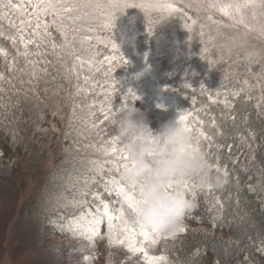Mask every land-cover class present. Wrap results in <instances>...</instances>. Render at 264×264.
<instances>
[{
	"label": "rangeland",
	"instance_id": "374dc122",
	"mask_svg": "<svg viewBox=\"0 0 264 264\" xmlns=\"http://www.w3.org/2000/svg\"><path fill=\"white\" fill-rule=\"evenodd\" d=\"M22 1H26L27 6H23L20 0H0V4L13 2L22 10L30 9L32 14L34 9L29 0ZM61 2L67 6H91L61 12V18L52 14L42 16L50 18L47 23L42 21V25L46 23L49 28L52 22L57 30L51 36V30L47 28L52 40L48 43V60L53 64L51 71L55 77L39 79L40 91L26 103L29 119L26 127L29 139L25 147L27 162L17 171L12 168L1 170L0 264H61V254H56L54 248L66 252L85 250L88 256L80 264H105L102 260L112 256L115 249L122 251L119 254L125 263L150 264L151 258L160 257L164 250L163 235L148 231L147 241L139 236L140 229L130 223L132 213L125 202L118 209L109 207L110 213L117 217L112 222L111 241L103 208L92 204L84 213L75 215L78 208L84 207L93 180H97L95 173L102 175L107 164H111L109 161H113L111 155H105L104 147L84 143L91 131L83 119V101L96 64L92 58L93 49L97 46L111 49L110 62L119 58L130 61L138 83L127 90L132 96L134 92L139 94L145 109L161 116L165 123L176 121L184 114L178 108L179 94L168 83L167 77L178 69V65L192 61L195 65V60L200 61L207 71L219 74L222 66L241 51L256 49L264 52V6H261V0H254L255 7L243 9L244 23L241 24L209 5L243 3L244 0ZM224 33H228L229 41L223 39ZM205 40L213 45L206 46ZM219 42L225 48L220 54ZM245 61L247 65L244 61L240 66L237 63L238 66L233 65L230 71L237 73L240 70L239 78L246 84L252 78L264 81V59L250 65ZM257 69L263 72V76L262 73L257 75ZM100 122L99 119L97 127L102 125ZM188 191L193 207L185 217L184 226L188 217L200 212L203 204L202 196L193 193L191 188ZM233 211L229 221L239 222L243 227L247 224L248 232L257 224L238 217L236 208ZM242 215L246 216V213ZM126 228L136 231V246L144 251H128ZM96 229L98 234H94ZM196 229L219 239L230 237L218 230ZM121 240H124L123 244L118 243ZM153 240L156 242L152 243ZM145 256L149 259L146 260ZM227 256L230 255L225 248L221 256L223 264L228 260Z\"/></svg>",
	"mask_w": 264,
	"mask_h": 264
},
{
	"label": "trees",
	"instance_id": "16d2710c",
	"mask_svg": "<svg viewBox=\"0 0 264 264\" xmlns=\"http://www.w3.org/2000/svg\"><path fill=\"white\" fill-rule=\"evenodd\" d=\"M20 2L23 6L28 4L26 1ZM31 16L30 9L17 12L0 4V49L7 53L6 57L0 55V76L3 77L0 79V176L1 170L12 168L17 171L27 162L28 151L25 147L29 139L26 130L29 119L26 103L34 99L35 92L40 91L39 79L54 76V71H51L53 64L48 60V43H52V40L48 35H45L46 39L42 37L43 25L39 30L41 35L33 38L39 47L29 44V56L25 58L22 55L25 48L19 40V21ZM49 19L41 17L46 23ZM10 21L17 27H12ZM35 22L33 18V25ZM48 30H51V36L57 32L52 22ZM32 31V28H26V39ZM227 36L228 33H224L223 39L229 41ZM11 38H15V44ZM205 42L206 46L213 45V42ZM222 42L217 44L220 45L219 54L221 49H225ZM246 51L232 56L219 74H213V70L207 71L200 61L195 60V65L191 62L192 67L191 63L178 65V69L167 77L168 83L179 94L178 108L188 116V127L197 146L205 151L214 165V171L218 165V172L227 173V183L222 189L191 188L193 193L203 197L201 210L188 217L187 225L162 236L164 250L160 256L165 260L161 264H223L221 256L225 248H228L230 256H227L224 264H264V81L252 78L246 84L239 78L240 70L237 73L230 71L233 65L238 66L237 63L240 66V62L244 61V65H247L244 59ZM111 55L112 51L107 47L97 46L93 49L92 58L96 64L87 85L88 94L83 101V119L92 131L84 143L104 148H110L108 141L118 136L115 119L122 107L134 106L141 110L153 130H158L165 123L161 116L145 109L139 94L135 95L134 92L132 96L128 91L138 83L131 62L123 58L110 62ZM20 63L24 65L20 66ZM257 71V75L262 73L263 76V72ZM105 113L109 120L107 122ZM99 119L102 125L97 127ZM201 132L208 139L201 136ZM106 168L102 175L95 173L97 180H93L85 196L84 207L78 208L75 215L84 213L92 204L103 208V203H107L113 210L124 204L122 196H116L114 191L111 194L108 192L112 187L109 181L113 177L120 180V172L112 163L107 164ZM235 208L238 217L257 223L252 230L247 231V224H243V227L239 222L229 221ZM243 212L246 216L242 215ZM196 228L218 230L230 237L219 239ZM115 250L112 256L102 261L105 264H128L120 257L122 251ZM53 251L61 254V264H80L88 256L82 249L66 252L54 248Z\"/></svg>",
	"mask_w": 264,
	"mask_h": 264
},
{
	"label": "clouds",
	"instance_id": "9594fccd",
	"mask_svg": "<svg viewBox=\"0 0 264 264\" xmlns=\"http://www.w3.org/2000/svg\"><path fill=\"white\" fill-rule=\"evenodd\" d=\"M244 59L259 61L264 52L248 50ZM115 125L128 157L119 178L135 194L130 223L157 235L175 232L193 207L190 188L222 189L227 183L179 120L153 130L146 115L129 106L117 112Z\"/></svg>",
	"mask_w": 264,
	"mask_h": 264
},
{
	"label": "snow or ice",
	"instance_id": "6c2138e0",
	"mask_svg": "<svg viewBox=\"0 0 264 264\" xmlns=\"http://www.w3.org/2000/svg\"><path fill=\"white\" fill-rule=\"evenodd\" d=\"M29 3L31 4V7L34 9L32 12V16L29 17L27 20L21 18L19 21V26H18V32H19V40L20 43L24 46L25 52L22 54L27 58L29 56V52L27 51L28 45L29 44H36L37 47H39V43L33 39L34 37H37L38 35H41L40 33V28L42 26V20L41 17L44 15L52 14L56 16L57 18H61V12H73V11H78L80 7H90L91 5H79V4H72L71 6L65 5L61 0H35V2H32V0H29ZM112 7H116L118 5H111ZM210 7L217 8L218 11L223 14L224 16L229 17L236 23H244V18H243V9H247L249 7H255V2L254 0H244L243 3H230V4H211L209 5ZM261 6H264V0H261ZM9 8H14L17 11H22L20 5L17 4H12L11 2L7 5ZM97 7H100V5H97ZM237 16H239V19H237ZM33 18H35V25H33ZM79 19V17H77ZM12 27H17L16 25L12 24V22H9ZM26 28H32L33 31L31 32V36L28 37L27 39L25 38V32ZM43 28H44V33L43 35H48L47 33V28L48 24L43 23ZM2 34V33H0ZM13 41V44L16 43L15 38H11ZM55 47V45H53ZM0 55L7 56V53L4 52L3 49H0ZM83 63V61H81ZM0 79H3L2 76H0ZM112 108L109 107V111H111ZM107 113H105V119H107ZM188 120V116L186 115H181L179 117V122L184 125L186 130L191 131V128H189L186 124V121ZM201 136H204V134L201 132L199 133ZM205 139H208V137L204 136ZM108 143L111 145L110 148L105 147L102 150L104 151L105 155H111L115 157V160L109 161V163H112L115 167L116 170L119 171L120 168L126 167L127 166V161L128 157L127 155L123 152L120 143V137L114 136ZM122 161L123 163H118ZM219 166H216V171H219ZM225 175L227 173L225 172ZM109 184L112 186L111 188L108 189L109 194H111L113 191L115 192L116 196H122L124 199L128 201L127 207L131 210L134 211V193H130L126 191V186L121 183V181L117 180H110ZM103 215L106 216L108 220V229H109V239L111 241V234L113 231V220L116 219L117 217H114L110 211H109V205L107 203H103ZM98 223V222H96ZM140 231H139V236L143 237L145 241L149 239V233L146 231L142 226H138ZM92 231V229H88ZM125 233H128L126 235V240L128 241V251L131 253H136V252H142L144 251L143 248L137 247L135 243V237L137 235L136 231L134 229L129 230V229H124ZM181 232L184 231L183 228L180 229ZM94 234H98V229L94 230ZM156 241L153 240L152 243H155ZM118 243L123 244L124 240L118 241ZM145 259L148 260L149 258L145 256ZM165 260V257L160 256V257H154L151 258L150 264H158L159 261Z\"/></svg>",
	"mask_w": 264,
	"mask_h": 264
}]
</instances>
